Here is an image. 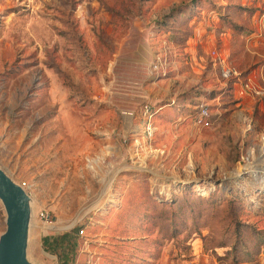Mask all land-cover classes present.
Listing matches in <instances>:
<instances>
[{"label":"rangeland","instance_id":"obj_1","mask_svg":"<svg viewBox=\"0 0 264 264\" xmlns=\"http://www.w3.org/2000/svg\"><path fill=\"white\" fill-rule=\"evenodd\" d=\"M191 2L0 0V167L31 199V264L63 233L71 264L86 244L99 264H264V0Z\"/></svg>","mask_w":264,"mask_h":264},{"label":"water","instance_id":"obj_2","mask_svg":"<svg viewBox=\"0 0 264 264\" xmlns=\"http://www.w3.org/2000/svg\"><path fill=\"white\" fill-rule=\"evenodd\" d=\"M0 202L6 215L5 229L0 234V264H31L27 255L33 216L31 199L26 189L1 167Z\"/></svg>","mask_w":264,"mask_h":264},{"label":"built area","instance_id":"obj_3","mask_svg":"<svg viewBox=\"0 0 264 264\" xmlns=\"http://www.w3.org/2000/svg\"><path fill=\"white\" fill-rule=\"evenodd\" d=\"M161 63L156 60L152 64V70L157 71L161 68ZM232 74H235L234 70L229 69V68H222L221 69V75L223 78L227 79L229 78ZM244 91L243 89L239 90V94L243 95ZM141 113L144 118V126L143 130L148 138H151L154 133V125L152 122L155 110L151 108V106H148L147 104H143L141 107ZM131 114V112L129 113ZM192 118V123L194 126L198 128H206L210 127L212 125V115L209 111V109L200 104L194 107V112L191 115ZM25 189L26 187L21 184ZM38 219L42 222L43 226L45 227H50L53 225V218L49 215L48 212L40 210L38 213ZM51 230V229H49ZM84 232V229L79 230V233L82 234ZM85 264H97V259L93 256V254L89 253L87 258L85 259Z\"/></svg>","mask_w":264,"mask_h":264},{"label":"trees","instance_id":"obj_4","mask_svg":"<svg viewBox=\"0 0 264 264\" xmlns=\"http://www.w3.org/2000/svg\"><path fill=\"white\" fill-rule=\"evenodd\" d=\"M195 1L196 0H192L191 3H195ZM184 6L186 5L179 6V14L184 13ZM76 237L77 236L72 237L70 233H63L60 236L44 237L42 239V244L44 249L47 251L59 252L57 264H71L72 260L69 256V253H71L72 250L77 246Z\"/></svg>","mask_w":264,"mask_h":264},{"label":"crops","instance_id":"obj_5","mask_svg":"<svg viewBox=\"0 0 264 264\" xmlns=\"http://www.w3.org/2000/svg\"><path fill=\"white\" fill-rule=\"evenodd\" d=\"M184 13L182 14H179L180 16L183 15ZM200 34H202L200 32ZM209 37H213V36H209ZM196 40V39H195ZM196 43V42H195ZM191 50V56L192 58H194L196 55L200 54L201 53V46H196L195 47H192V48H189V51ZM205 51H206V48H205ZM188 68V67H187ZM189 69V68H188ZM187 70V69H186ZM86 240V239H85ZM86 243V242H85ZM93 252V253H92ZM89 253L95 255V250H93L92 248L89 247V245L84 247V248H80V255L75 259V264H85V259L87 258V256L89 255ZM100 255V254H99ZM96 259H97V264L100 263V260L102 262V258L100 256H96Z\"/></svg>","mask_w":264,"mask_h":264},{"label":"bare ground","instance_id":"obj_6","mask_svg":"<svg viewBox=\"0 0 264 264\" xmlns=\"http://www.w3.org/2000/svg\"><path fill=\"white\" fill-rule=\"evenodd\" d=\"M30 204H31V202H30ZM31 216H32V214H31ZM34 226V225H33ZM44 231H47V230H49V229H53V228H55V225L53 224L52 226H50V227H45V226H43L42 225V227H41Z\"/></svg>","mask_w":264,"mask_h":264}]
</instances>
